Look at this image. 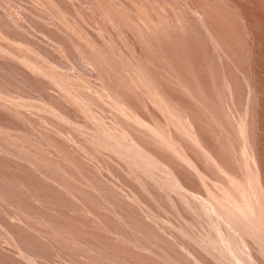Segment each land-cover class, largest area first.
Masks as SVG:
<instances>
[{"label": "rangeland", "instance_id": "1", "mask_svg": "<svg viewBox=\"0 0 264 264\" xmlns=\"http://www.w3.org/2000/svg\"><path fill=\"white\" fill-rule=\"evenodd\" d=\"M57 1H35L45 12L31 15L16 0H0L1 19L11 31L0 28V187L9 193L0 194V218L17 213L28 201L31 235H60L59 264H239L243 257L253 264L252 252L264 264V98L252 90L251 98L246 94L235 101L226 76L240 75L235 72L242 62L226 57L220 66H212L201 57L205 81L195 73L191 52L183 48L184 55H190H185V65L177 66L166 45L169 15L175 12L162 0H133L134 6L140 4L138 9L125 3L124 27L115 19L116 11L124 8L115 0L111 5L103 0H67L72 11ZM28 19L37 24L31 26ZM101 22L110 29L102 28ZM244 30L249 49L243 62L251 74L257 69L264 75V60L255 55L252 36ZM97 35L103 45L97 43ZM63 36L69 43L59 41ZM193 36L199 43V35ZM133 42L143 59L134 53ZM146 149L173 157L188 187L175 184ZM191 156L198 162L193 164ZM37 188L46 190L40 198L34 195ZM206 204L240 226L246 219L242 228L249 225L251 232L234 234H246L245 247L239 242L242 237L226 235L228 242L232 240L229 244L215 233L218 220ZM0 234L8 235L3 226ZM225 246L237 255H230ZM224 257L229 258L226 263ZM243 261L240 264L247 263Z\"/></svg>", "mask_w": 264, "mask_h": 264}, {"label": "bare ground", "instance_id": "2", "mask_svg": "<svg viewBox=\"0 0 264 264\" xmlns=\"http://www.w3.org/2000/svg\"><path fill=\"white\" fill-rule=\"evenodd\" d=\"M19 4L18 6L20 7H25L27 9V11H30V14L31 15H36V14H41L43 15L45 11H43V14H42V10H41V4L38 3V6L36 5L37 3V0L35 1H32V0H16ZM59 2H61V4L63 5V7L67 10V11H72L70 9V4L68 3V1H64V0H58ZM57 1V2H58ZM64 1V2H63ZM83 1V0H82ZM85 1V0H84ZM105 3L107 2L109 5L112 4V1L111 0H103ZM116 3H118V5H120L119 8H121L123 5H125V3H127L126 5H128L130 7L131 6H134V4L132 3L133 0H115ZM146 3H150V0H144ZM165 2V4H167V6H171L172 5V8L171 9H174L173 12H175V14L173 13H170L169 17L171 16V29L170 27H167L169 28L170 30V35L168 36L167 40H166V45L167 47L169 48V56L172 57L171 59L173 60V62L175 64H177V66H180V65H185L184 62H187L186 58L188 57L187 55L189 53H186L185 56L184 53L181 51V49H189L188 51H190L192 54V60L194 61L195 63V67L197 68V71L195 70V73L199 74L198 76H200L201 78H203L205 80V76H204V72L202 70V63L200 60L201 57L204 58V60H206L208 63L212 64H221L224 59L223 58H226V57H229V58H234L235 60L239 61V62H242L241 63V66H240V69H238V71H236L235 73L236 74H240V75H233L234 73H232L233 71H231L232 74L228 73V75L226 76L227 77V84L229 86V90H231L232 94L235 95V98L236 100L235 101H239V99L241 97H243V95H246L248 94V96L251 98V93H252V90H255L258 92V94L264 98V75L260 72V70L258 71L257 69H252V74H251V68H247L244 64L243 61H246L247 60V55H248V51H247V44L245 42V38L247 39V37L245 36V30H244V27H246L249 31V35L252 36V42H253V45H254V50H255V55L258 57V55H260L258 58L260 59H263L264 60V0H162ZM34 2V3H33ZM40 2V1H39ZM42 2V1H41ZM40 2V3H41ZM58 2V3H59ZM89 2V1H87ZM98 2V1H97ZM136 1H134L135 3ZM36 3V4H35ZM115 3V4H116ZM86 4V3H85ZM136 5L137 2L135 3ZM142 4V2H141ZM155 4V2H154ZM40 5V6H39ZM44 5V4H43ZM94 5V4H93ZM101 5V4H100ZM103 5V4H102ZM134 6L132 8H135L138 9V7H140V4L138 6ZM145 5V4H144ZM156 5V4H155ZM128 6H123V10L121 12L119 11H116L115 13V19L117 20V22H119L122 26L124 24V19H122V16H123V13L125 12L126 13V9L128 8ZM143 6V5H142ZM148 6V5H147ZM125 7H127L125 9ZM153 7V6H152ZM24 8V9H25ZM100 8V7H99ZM141 8V7H140ZM139 8V10H140ZM144 8V7H143ZM169 8V7H168ZM42 9H43V6H42ZM105 9H107L105 7ZM109 9V8H108ZM134 9V10H136ZM145 9V8H144ZM149 9V7H148ZM98 10V9H97ZM112 10V9H111ZM121 10V9H120ZM125 10V11H124ZM151 10V9H150ZM149 10V11H150ZM156 10V9H155ZM107 12V10H105ZM124 11V12H123ZM138 11V10H137ZM123 12V13H122ZM136 12V11H135ZM135 12L132 13L133 15H135ZM158 12V11H157ZM170 11L168 10V13ZM1 13V12H0ZM70 13V12H69ZM130 13V14H131ZM140 13L139 11L137 12V14ZM162 13V12H161ZM166 13V12H165ZM63 14V13H62ZM142 14V13H141ZM153 14V13H152ZM98 15V14H97ZM132 15V16H133ZM148 15V14H147ZM145 15V16H147ZM159 15V14H158ZM157 15V16H158ZM161 15V14H160ZM159 15V17H160ZM163 15V14H162ZM40 16V15H38ZM45 16V15H44ZM113 16V15H112ZM138 16V15H137ZM143 16V17H145ZM152 16V15H151ZM168 16V14H167ZM1 14H0V28L3 29L6 33H11V31L9 30V23L6 24L2 21L1 19ZM32 18V16H30ZM34 17V16H33ZM105 17V16H104ZM148 17V16H147ZM164 17H165V14H164ZM168 17V18H169ZM30 18V19H31ZM114 18V16H113ZM135 18V17H134ZM137 18V17H136ZM29 20V22L33 23L31 24L34 25L35 23L32 21V20ZM100 19V18H99ZM114 19V20H115ZM144 19V18H143ZM160 19V18H159ZM102 20V19H101ZM21 21V20H19ZM108 22V21H106ZM104 23V22H101V27L104 28L105 30H109L110 27L108 25V23ZM17 23V22H16ZM15 23V25H16ZM21 23V22H20ZM20 23H18L20 25ZM24 23V22H23ZM26 23V22H25ZM85 23V22H84ZM146 23V22H144ZM151 24L153 23V19H152V22H150ZM149 23V24H150ZM156 23V22H155ZM169 23V22H168ZM11 24V23H10ZM17 24V25H18ZM22 24V23H21ZM29 24V23H28ZM27 23L25 25H28ZM37 24V23H36ZM35 24V25H36ZM154 24V23H153ZM158 24V23H157ZM156 24V25H157ZM166 24V23H165ZM18 25V26H19ZM112 25V24H111ZM146 25V24H145ZM30 26V24L28 25V27ZM125 26V25H124ZM123 26V27H124ZM158 26V25H157ZM164 26V25H163ZM21 27V25H20ZM26 27V26H24ZM147 27V26H146ZM57 28V27H56ZM118 28H120L118 26ZM156 28V27H155ZM166 28V27H165ZM11 29V28H10ZM103 29V30H104ZM168 30V31H169ZM120 31V30H119ZM189 31V32H188ZM103 32V31H102ZM134 32V31H133ZM104 33V32H103ZM109 33V32H108ZM136 33V32H135ZM193 33L194 34H198L199 37H200V42H202L203 45H200L199 43L196 42V39L194 38L193 36ZM58 34V33H57ZM60 34V33H59ZM157 34V33H156ZM155 34V35H156ZM154 35V34H153ZM77 36V35H76ZM83 36V35H82ZM87 36V35H86ZM101 37V35H99ZM98 35L95 36L96 37V41H98L97 43L100 44V45H103V41H101V38L99 37ZM19 37V36H18ZM72 37V36H70ZM161 37V36H160ZM160 37H158L160 39ZM141 38V37H140ZM157 38V39H158ZM67 39V38H66ZM65 39V37H61L59 38V41L63 44H67L69 42H67V40ZM148 39V38H147ZM199 39V38H198ZM163 40V41H162ZM74 41V40H73ZM72 41V42H73ZM158 41V40H157ZM161 41L162 43L164 42L165 43V40L163 39V37L159 40ZM158 41V42H159ZM249 41V40H248ZM247 41V42H248ZM160 42V44H161ZM141 43V42H139ZM138 43V44H139ZM145 43V42H144ZM163 43V45H164ZM199 44V45H198ZM106 45V44H105ZM132 46V48L134 49V53L136 54V56H141L139 51L136 49V47L134 46L135 45V42L131 43L130 44ZM142 45V44H141ZM130 46V47H131ZM161 46V45H160ZM215 46L217 48H220V51H217V49L215 48ZM251 47V46H250ZM77 48V47H76ZM204 48V49H203ZM249 49V48H248ZM140 50V49H139ZM186 52V50H184ZM149 52V51H148ZM151 52V51H150ZM103 53V52H102ZM199 53V54H198ZM189 54V55H190ZM89 55V54H88ZM104 55V54H103ZM143 55V54H142ZM166 55V53H165ZM90 57V56H89ZM142 57V56H141ZM190 57V56H189ZM228 58V59H229ZM231 58V59H232ZM143 59V57H142ZM153 59V57H152ZM186 59V60H185ZM257 59V58H256ZM145 61V59H144ZM149 61V60H148ZM190 62V61H189ZM230 62V61H229ZM238 63V62H237ZM141 64V63H140ZM187 64V63H186ZM193 64V63H192ZM191 64V65H192ZM223 64V63H222ZM251 64V63H250ZM263 64V63H262ZM207 65V64H206ZM216 66V65H215ZM220 66V65H219ZM228 66V64H227ZM204 67V66H203ZM207 67V66H206ZM235 67V66H234ZM262 67V66H261ZM103 68V67H102ZM174 68V67H173ZM177 68V67H176ZM192 68V67H191ZM211 68V66H210ZM213 68V67H212ZM216 68V67H215ZM236 68H238L236 66ZM178 69V68H177ZM185 68V72L189 69ZM219 69V67H218ZM217 69V70H218ZM228 69V68H227ZM230 69V67H229ZM183 70V71H184ZM222 70V68H221ZM226 71V70H225ZM157 72V71H156ZM179 72V71H177ZM181 72V71H180ZM191 72V71H190ZM193 72V71H192ZM211 72V71H210ZM216 72V71H215ZM213 73V72H212ZM220 73V72H219ZM194 74V73H193ZM154 75V74H152ZM208 75V74H207ZM211 75V74H210ZM217 75V74H216ZM221 75V74H220ZM155 76V75H154ZM178 76V75H177ZM182 76V75H181ZM197 76V75H196ZM183 77V76H182ZM191 77V76H190ZM189 77V78H190ZM213 77V76H211ZM216 77V76H214ZM221 77V76H220ZM155 78V77H154ZM235 78H238L239 80H242V84H238V80ZM107 79V77H106ZM180 79V78H179ZM200 79V78H199ZM209 79V78H207ZM217 79V77H216ZM114 80V79H113ZM112 80V81H113ZM181 80V79H180ZM203 80V81H204ZM162 81V80H161ZM160 81V82H161ZM206 81V80H205ZM226 81V80H225ZM110 82V81H109ZM163 82V81H162ZM185 82V80H184ZM191 82V81H190ZM197 82V81H196ZM201 84L202 82L199 81ZM198 82V83H199ZM159 83V82H158ZM173 83V82H172ZM197 83L198 85V88H199V84ZM224 83V82H223ZM114 84V83H113ZM119 84V83H118ZM189 84V83H188ZM195 84V83H194ZM226 84V85H227ZM109 85V84H108ZM115 85V84H114ZM185 85V84H184ZM187 85V84H186ZM191 85V84H190ZM189 85V87H190ZM207 85V84H206ZM227 86V87H228ZM115 87V86H114ZM139 87V86H138ZM158 87V86H157ZM206 87V86H205ZM208 87V86H207ZM117 88V86H116ZM186 88V87H185ZM193 88V87H192ZM195 88V87H194ZM202 87H200L201 89ZM210 88V87H209ZM120 89V88H119ZM122 89V88H121ZM171 89V88H170ZM205 89V88H204ZM130 90V89H129ZM189 90V89H188ZM167 91V90H166ZM175 91V90H174ZM204 91V90H203ZM207 91V90H205ZM117 92V91H116ZM191 92V90H190ZM194 92V91H193ZM192 92V93H193ZM196 92V90H195ZM230 92V91H229ZM123 93V91H122ZM177 93V91H176ZM201 93V92H200ZM124 94V93H123ZM129 94V93H128ZM131 94V93H130ZM178 94V93H177ZM117 95H120L119 93ZM172 95V94H171ZM170 95V96H171ZM181 95V94H180ZM190 95V94H189ZM169 96V98H170ZM174 96V95H173ZM172 96V97H173ZM176 96V95H175ZM179 96V95H177ZM195 96H197L199 99H200V96H199V93H195ZM194 96V97H195ZM120 97V96H119ZM122 97V96H121ZM124 97V95H123ZM192 97V96H191ZM126 98V97H125ZM130 98V97H129ZM138 98V97H137ZM248 98V99H250ZM4 99V98H3ZM121 99V98H120ZM128 99V98H126ZM132 99V98H131ZM135 99V98H134ZM172 99V98H171ZM243 99V98H242ZM242 99L240 100V102L242 101ZM122 100V99H121ZM133 100V99H132ZM195 100V99H194ZM233 100V99H232ZM4 101V100H3ZM54 103H56V107L58 108V110H62L61 108V104L57 101H53ZM175 102V101H174ZM180 102V101H179ZM182 102L184 103V101L182 100ZM202 102V101H201ZM124 103V102H123ZM153 103V102H152ZM178 103V102H177ZM176 104V103H175ZM189 104V103H188ZM233 104V103H232ZM241 104V103H240ZM54 105V104H53ZM120 105V104H119ZM125 105V104H124ZM134 105V104H133ZM132 105V106H133ZM185 105V104H184ZM204 105V104H203ZM126 106V105H125ZM178 106V105H177ZM190 106V105H189ZM55 107V108H56ZM182 107V106H181ZM185 107V106H184ZM205 107V105H204ZM54 108V107H53ZM52 108V109H53ZM187 108V106H186ZM189 108V107H188ZM191 108V107H190ZM131 109V107L129 108ZM136 109V108H135ZM197 109V108H196ZM54 110V109H53ZM64 110V109H63ZM134 110V109H133ZM182 110V109H181ZM190 110V109H189ZM192 110V108H191ZM194 110V109H193ZM66 111V110H65ZM137 111V110H136ZM185 111V110H184ZM183 111V112H184ZM142 112V111H141ZM188 113V112H187ZM192 113V112H191ZM190 113V114H191ZM201 113V112H200ZM57 114V112H56ZM133 114H136V112H133ZM139 113L137 112V115ZM136 115V116H137ZM211 115V114H210ZM139 116V115H138ZM137 116V117H138ZM191 116V115H190ZM197 116V115H196ZM260 116V115H259ZM136 117V121L139 120V122H143V120H140V118H137ZM139 117H142V116H139ZM194 117V116H192ZM215 117V116H214ZM198 118V117H197ZM262 118V116H261ZM264 118V117H263ZM150 120V119H149ZM154 120V119H153ZM145 121V119H144ZM147 122V121H145ZM30 123V122H29ZM138 123V122H137ZM258 123V122H257ZM140 124V123H139ZM149 123H147L148 125ZM145 125V124H144ZM261 125V124H260ZM264 125V124H263ZM198 126V125H197ZM9 128V127H7ZM264 128V126H263ZM198 129V127H197ZM204 129V128H203ZM135 130V129H134ZM9 131V130H8ZM133 131V130H131ZM137 131V130H136ZM213 131V130H212ZM139 132V131H137ZM201 132V130H200ZM10 133V132H8ZM202 133V132H201ZM199 134V133H198ZM134 135V134H133ZM209 135V134H208ZM11 136V135H10ZM105 136V135H104ZM198 136V135H196ZM210 136V135H209ZM131 137H133L131 135ZM205 137V136H204ZM134 138V137H133ZM139 138V137H138ZM212 138V137H211ZM209 139V138H208ZM145 141V140H144ZM212 141V139L210 140ZM99 142V141H98ZM113 142V141H112ZM205 142H209L208 140L207 141H203V143ZM93 143V142H92ZM101 143V142H100ZM138 144V142H137ZM215 144V143H213ZM123 145V144H122ZM141 145V144H140ZM205 145V144H204ZM114 146V145H113ZM134 146V145H133ZM203 146V144H202ZM209 146V145H208ZM145 147V145L143 146ZM214 147V146H213ZM211 147V148H213ZM216 147V146H215ZM110 148V147H109ZM112 148V147H111ZM132 148V147H131ZM147 148V146H146ZM210 149V147H208ZM208 149V150H209ZM217 149V148H216ZM26 150V149H25ZM125 150V149H124ZM174 150V149H173ZM213 150V149H212ZM211 150V151H212ZM135 151V149H134ZM148 151L147 153L150 154V156L152 157L151 160H155L154 162H158L161 166H164V168L166 169V172H168L170 175H172V178L175 180V184H178L179 187L181 186H187V185H184L185 184V180L183 175L180 173V171L182 170H178L176 168V163H173L171 161V158L170 160L167 159V158H164L163 156H156V155H153L154 152L150 150H147ZM145 151V152H146ZM216 151V150H215ZM153 152V154H152ZM208 152V151H207ZM210 152V150H209ZM213 152V151H212ZM211 152V153H212ZM218 152V151H216ZM121 154V153H120ZM195 154V153H194ZM220 154V153H219ZM218 154V156H220ZM122 155V154H121ZM120 155V156H121ZM171 155V154H170ZM169 155V156H170ZM189 155V154H188ZM193 155V154H191ZM210 155H214V154H210ZM37 156V155H36ZM111 156V155H110ZM215 156V155H214ZM168 157V156H167ZM194 157V156H193ZM197 157V156H196ZM132 158V157H131ZM169 158V157H168ZM176 158V157H175ZM150 159V157L148 156V160ZM178 159V158H177ZM190 159H193L192 163L194 164L196 161H195V157L191 158ZM221 159V157H220ZM10 161V160H9ZM180 161V160H179ZM178 161V162H179ZM190 161V160H189ZM223 161V160H222ZM176 162V161H175ZM198 162V161H197ZM221 162V161H220ZM226 162V161H225ZM147 163V162H146ZM180 163V162H179ZM222 163V162H221ZM263 163H264V160H263ZM262 163V164H263ZM1 164V163H0ZM34 164V163H33ZM154 164V163H153ZM192 164V165H193ZM225 164V163H224ZM223 164V165H224ZM228 164V162H227ZM11 165V164H10ZM143 165V163H142ZM157 165V164H156ZM183 165V164H182ZM198 166V163L195 164ZM222 165V167H224ZM144 166V165H143ZM181 166V165H180ZM179 168H183V167H180ZM184 166V165H183ZM196 167V166H195ZM229 167V166H228ZM224 168L228 171L229 168ZM186 168V167H185ZM184 168V169H185ZM200 168V167H198ZM6 169V167H5ZM4 170V169H3ZM10 170V169H9ZM154 170V169H153ZM230 170V169H229ZM1 171V170H0ZM5 171V170H4ZM22 171V170H21ZM231 171V170H230ZM10 174L11 171H9ZM146 172V171H145ZM187 172V171H186ZM189 172V171H188ZM191 172V171H190ZM3 174V173H2ZM6 174V173H5ZM8 174V173H7ZM186 175V174H185ZM2 176H5V175H2ZM188 178V177H187ZM190 178V177H189ZM194 178V177H193ZM17 179V178H16ZM89 179V178H88ZM13 180V178H12ZM158 180V179H157ZM191 180V178H190ZM56 181V180H55ZM188 181V180H187ZM194 181V180H193ZM19 182V181H18ZM2 183V182H1ZM58 183V182H57ZM195 183V182H194ZM193 183V184H194ZM263 183H264V180H263ZM40 184V183H39ZM5 185V184H4ZM7 185V184H6ZM177 185V186H178ZM26 186V185H25ZM93 186V185H92ZM14 187V186H13ZM188 187V186H187ZM262 187H264L262 185ZM12 188V187H11ZM49 188V187H48ZM186 188V187H184ZM29 189V188H28ZM38 189V188H37ZM187 189V188H186ZM190 189V188H189ZM189 189H187L186 191L184 192H187ZM264 190V188H262ZM26 190V189H25ZM42 190V191H41ZM182 190H185V189H182ZM17 191V190H16ZM21 191V190H20ZM190 191V190H189ZM194 191V190H192ZM191 191V192H192ZM44 192L46 193V190H43V189H38L35 191L34 195L37 197V198H40L41 196L44 195ZM197 192V191H196ZM49 193V192H48ZM183 193V192H182ZM187 193H190V192H187ZM185 193L184 195L188 196L189 195ZM193 193V192H192ZM192 193L190 196H192ZM0 194H5L7 196L8 191L2 187H0ZM16 194V193H15ZM194 194H196L198 196L199 193H195L194 191ZM22 195V194H20ZM201 195V194H200ZM3 196V195H2ZM17 196V195H16ZM25 196V195H24ZM138 196V194H137ZM183 196V195H182ZM181 196V197H182ZM194 196V195H193ZM192 196V197H193ZM203 196V194L201 195ZM1 197V195H0ZM29 197V196H28ZM13 198V197H12ZM24 198V197H23ZM22 198V199H23ZM184 198V197H183ZM198 198V197H197ZM200 198V197H199ZM198 198V199H199ZM204 198V197H203ZM4 199V197H3ZM25 199V198H24ZM42 199V198H41ZM190 199V198H189ZM31 200V199H30ZM186 201V199H184ZM204 200V199H203ZM206 200V199H205ZM5 201V200H4ZM140 201V200H139ZM7 202V201H6ZM10 202V201H8ZM7 202V203H8ZM28 201H23L20 206H19V209L17 207V213H13L12 214H9V215H3L1 218H0V226H3L4 227V230H6L7 234L8 235H1L0 234V264H59V261L62 256V252H61V238H60V235H31V231L29 230V221H28V209L27 208V203ZM32 202V201H31ZM176 202V201H175ZM4 203V202H3ZM35 203V202H34ZM38 203H39V200H38ZM206 203V202H205ZM46 204V203H45ZM44 204V206H46ZM210 204L212 205V203L210 202ZM8 205V204H7ZM42 205V204H41ZM205 205V204H204ZM211 210L213 209H216L214 207H211ZM1 206V204H0ZM9 206H11V204H9ZM106 206V205H105ZM176 206V205H175ZM203 206V205H202ZM206 206H208L206 204ZM209 206L205 209H208ZM214 206V205H212ZM233 206V205H232ZM13 207L14 204H13ZM32 207V205H31ZM220 207V206H219ZM230 207V206H229ZM45 208V207H44ZM177 208V207H176ZM213 208V209H212ZM3 209V208H2ZM42 209V208H41ZM122 209V208H121ZM178 209V208H177ZM228 209V208H227ZM231 209V208H230ZM16 210V209H15ZM209 210V209H208ZM219 210V208H218ZM232 210V209H231ZM242 210V209H241ZM31 211V209H30ZM29 211V212H30ZM111 211V210H110ZM210 211V210H209ZM214 212L212 213L214 215V219H217L218 220V224H216V229H215V225H212L213 226L212 228H214L213 230L216 231L215 233H217L218 235H224L226 237L224 241H226L228 238L226 235H228V237H230L231 235H233L231 238H238V236H235L234 237V234H239V232H248L250 231L248 228V226H245V228H242L244 227L243 226V223H245L246 221V215L244 216L245 218V221L241 224L238 225L237 222H235L234 220L232 221L230 218V220L226 217V215H224L222 212L217 211V210H213ZM226 211V210H224ZM223 211V212H224ZM230 211V210H229ZM3 212V211H2ZM35 212V210H34ZM39 212V211H38ZM45 212V211H44ZM7 213V212H6ZM37 213V212H36ZM47 213V212H46ZM128 213V212H127ZM210 213V212H209ZM227 213V212H226ZM225 213V214H226ZM44 214V213H43ZM103 214V212H102ZM32 215V214H31ZM150 215V214H149ZM37 216V215H36ZM45 216V215H44ZM211 216V214H210ZM227 216H229L227 214ZM242 216V215H241ZM241 216L239 218H241ZM35 217V216H34ZM50 217V216H49ZM102 217V215H101ZM100 217V218H101ZM230 217V216H229ZM30 218H33V217H30ZM40 218H43V217H40ZM213 219V217H212ZM243 219V220H244ZM44 220V218H43ZM42 222V220L40 221ZM101 222L102 224H104L105 226L107 225V219H104L102 218L101 219ZM240 223L242 221H239ZM53 223V222H52ZM217 223V222H216ZM249 223V222H247ZM32 224V223H30ZM42 224V223H41ZM103 226V225H102ZM248 227V228H246ZM31 228V227H30ZM43 228V227H42ZM56 229V228H55ZM212 230V229H211ZM212 230V231H213ZM38 232V231H37ZM251 232V231H250ZM35 233V232H34ZM41 233V232H40ZM213 233V232H212ZM33 234V233H32ZM251 233H249L250 235ZM230 235V236H229ZM244 235V234H243ZM246 235V234H245ZM244 235V236H245ZM248 235V234H247ZM217 236V235H216ZM244 236H240L239 235V238H241V241L239 242H242V247H245L246 246V243L244 245V240L246 241L247 239L244 238ZM63 237V236H62ZM222 237V236H221ZM222 238V239H223ZM236 238V239H237ZM238 238V239H239ZM221 239V238H219ZM217 240V245L219 244V241L220 240ZM244 239V240H243ZM214 241V240H212ZM223 241V240H222ZM223 241V242H224ZM231 239H230V242H228L227 240V243H231ZM237 241V240H236ZM261 241V240H260ZM215 242V241H214ZM212 242V244L214 243ZM221 242V241H220ZM222 242V243H223ZM234 242V240H233ZM238 242V245L239 244ZM63 243V241H62ZM221 243V244H222ZM226 243V242H225ZM227 243L225 245H227ZM250 243V242H249ZM248 243V244H249ZM47 244H49L50 246V251L49 253L47 252ZM215 244V243H214ZM233 244V243H232ZM216 245V246H217ZM234 245V244H233ZM47 246V247H46ZM63 246V245H62ZM85 246V245H84ZM214 248H216V250L218 249V247H215V245H213ZM219 246V245H218ZM228 246V245H227ZM227 246L226 249L228 248ZM235 246V245H234ZM239 246L238 249H240L242 252L243 249H241L242 247ZM220 247V246H219ZM222 247V245H221ZM231 248V245L229 246ZM241 247V248H240ZM227 249V250H230L231 249ZM234 248V247H233ZM237 248V247H236ZM261 248V247H260ZM224 248V250H226ZM251 249V250H250ZM215 250V249H214ZM219 250H222L219 249ZM233 250V249H232ZM235 250V248H234ZM233 250V251H234ZM246 250V249H244ZM254 250V249H253ZM233 251H231L232 253L230 255H237L235 253H233ZM237 251V250H236ZM249 251V254L252 252V248H251V243H250V246L249 248H247V253ZM216 252H221V251H216ZM239 252V251H238ZM247 253H245L246 255H248ZM68 254V253H67ZM229 254V252H228ZM227 254V255H228ZM239 254V253H238ZM96 255V254H95ZM221 256H223V253L220 254ZM253 255V252H252V255L250 254V261L252 259V263H256V260H257V257H252ZM264 255V254H263ZM69 256V255H68ZM71 256V255H70ZM226 256V255H225ZM229 256V255H228ZM232 256V257H233ZM245 256V255H243ZM249 256V255H248ZM67 257V256H66ZM72 257V256H71ZM97 257V256H96ZM235 257V256H234ZM233 257V258H234ZM226 258L228 257H224L222 258L223 260H225ZM230 258V256H229ZM228 258V259H229ZM242 258V256L240 257ZM239 258V259H240ZM245 259V261L249 258L246 259V257H243ZM243 258H242V262L243 261ZM66 259V258H65ZM73 259V258H71ZM232 259V258H230ZM237 259V258H235ZM256 259V260H255ZM70 260V259H69ZM227 260V259H226ZM226 260H225V263H226ZM239 260V264L242 263L240 262ZM255 262H254V261ZM67 261V260H66ZM232 261H235V260H231V264H232ZM246 261V262H247ZM249 261V262H250ZM224 262V261H223ZM230 262V260H229ZM228 262V263H229ZM258 262V260H257ZM67 263V262H66ZM68 263L71 264L70 261H68ZM67 263V264H68ZM73 263V262H72ZM251 263V262H250ZM249 263V264H250ZM263 263V262H261ZM227 264V263H226ZM236 264V262L234 263ZM238 264V263H237ZM245 264V263H243ZM248 264V262L246 263ZM256 264H260L259 262L256 263Z\"/></svg>", "mask_w": 264, "mask_h": 264}]
</instances>
